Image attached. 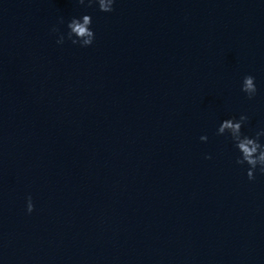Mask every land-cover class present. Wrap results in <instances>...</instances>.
Wrapping results in <instances>:
<instances>
[{
    "label": "water",
    "instance_id": "95a60500",
    "mask_svg": "<svg viewBox=\"0 0 264 264\" xmlns=\"http://www.w3.org/2000/svg\"><path fill=\"white\" fill-rule=\"evenodd\" d=\"M81 14L94 44L57 45ZM240 114L264 127V0H0V264H264Z\"/></svg>",
    "mask_w": 264,
    "mask_h": 264
},
{
    "label": "clouds",
    "instance_id": "9594fccd",
    "mask_svg": "<svg viewBox=\"0 0 264 264\" xmlns=\"http://www.w3.org/2000/svg\"><path fill=\"white\" fill-rule=\"evenodd\" d=\"M80 5H85L86 0H78ZM117 0H87V6H97L99 11L111 13L114 11ZM65 25V31L60 32L58 28L52 31L58 34L57 45H63L66 41L80 48L91 47L96 40V33L93 28V18L90 14L73 16L67 22L60 21ZM240 91L251 100L258 94V87L255 77L245 75L240 84ZM249 117L240 114L238 117L231 116L223 119L217 128L218 136H226L232 144L235 152V164L246 169L249 181L255 180L256 174L264 175V127L255 131L254 135L246 134L243 129L247 126ZM201 142H207L208 136L201 135ZM205 159H211L206 156ZM34 203L31 196L26 199V211L31 214L34 211Z\"/></svg>",
    "mask_w": 264,
    "mask_h": 264
}]
</instances>
